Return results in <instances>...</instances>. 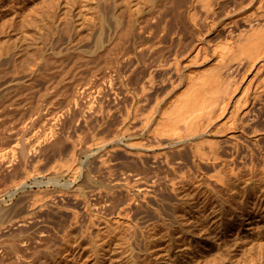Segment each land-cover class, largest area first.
I'll use <instances>...</instances> for the list:
<instances>
[{
    "label": "rangeland",
    "instance_id": "obj_1",
    "mask_svg": "<svg viewBox=\"0 0 264 264\" xmlns=\"http://www.w3.org/2000/svg\"><path fill=\"white\" fill-rule=\"evenodd\" d=\"M181 2L183 3L184 1ZM152 6H155L154 0H0V264H264V216L255 213L257 207H260L261 203L263 204V200L259 196H254L250 193L249 196L238 195L236 197L231 195V190L226 186L224 187L225 190L220 188L221 185L219 183H217L219 185L217 186L214 180V182L210 181L219 188L215 187L214 184H210V181L202 182L200 175L198 176L199 178H196L198 172L204 168L206 171L204 169L202 171L208 172V175H210L214 170L213 166L208 164L207 167L206 164V166L203 164L205 167L201 166L202 168H197L196 170L192 158H187L188 155L185 157L186 159L184 158L185 160L179 161L176 159L175 166L178 169H182L186 165V170H190V172L194 168L196 175L194 171L192 173L188 171V176L191 175V178L195 176L191 180L187 178L186 181L183 180L184 182L180 181L181 183H177V187L175 186L176 189H174L175 187L173 188L169 180L179 170L173 169L172 171L173 167L171 168V165L168 167V164L159 158L161 155L158 156L157 151H162L161 149H154V152H151L156 154L143 158L135 154L133 156V153L128 152V150L137 149L136 146L140 140L144 136L143 139H146L150 135L148 130H143L137 121L135 123L131 121L132 124L134 123V129L132 126V129L130 128L132 131L125 128L126 121H123L125 120L123 114L126 112V105L129 107L134 103L132 101L133 98L134 100L135 98L139 99L138 93L141 92L139 91L141 89L138 90L136 87L138 85H135L137 84L135 81L138 79L136 82L140 83L139 78L143 80L142 78L144 77L142 75L148 76V73H150L148 69H151V67L147 64V61L149 59L152 60L151 56L148 58V55L152 52L146 49L149 53L146 52V56L143 58L142 55L144 53H141V48L146 44V48H149L148 44L150 43L147 42L156 44L157 39L153 36L150 38L151 40L147 39L151 36L148 29H152V27H149L146 31L144 28V30L140 29V21L145 16L151 17ZM184 6L185 10H189V8H186L188 7L187 4ZM186 13L188 14V11ZM187 14L185 15L187 16ZM131 16H135L136 19ZM122 18H124L123 23L126 20L125 25H122L124 29L125 26H129L127 20L131 21V19H134L133 22L136 21V23H133L136 26L134 25L132 29L130 28V31L132 30L131 34L128 32L127 37L123 38V42H121L126 47L124 44L120 45L126 50L127 45H129L133 53L128 52L130 49L126 52L124 49L120 50L118 48L119 50H117L118 52L121 51V54H118L116 50L114 54H117L113 60L114 54L109 58L111 53L108 55L105 49L108 47L107 45L113 44L112 40H114L115 33L113 31H115V27H117ZM145 18L143 20L147 22L148 18ZM95 21L98 22L96 23ZM60 23H62L61 27L59 26ZM104 24H107V26L103 28ZM111 24H117L114 26V30H111L113 27ZM55 25H57L56 28ZM189 27L187 31H184V35L180 26V33L184 37L182 40L186 45L190 42V44H194V41H197V33L195 31L192 32L194 30L193 27ZM46 29L50 30L51 33L48 38L46 34L48 35L49 31L45 32L47 31ZM102 30L106 32L108 30L107 34ZM222 30L218 31V33H212L211 36L209 35L210 40L214 41H212L213 44L226 40L227 28L225 27ZM38 31H44L43 33L41 32L42 35L44 34L43 36L41 35L42 38L37 39L34 46L29 45L27 49L25 48L24 50L26 51L20 50V45L22 47L27 46L32 38H36L35 35L39 37L40 33L38 35ZM139 31L142 33L139 34ZM111 33L113 34V39L110 38L112 36ZM100 34L102 35L101 38L103 37L102 42L108 40L103 42L107 47L105 48L104 46L103 48L105 49L102 50L104 54H107H105L106 56H109L107 57L108 59L104 54L101 56V54L97 53L96 59H93L95 65L94 61L91 63L93 64L92 66L91 64L84 65L82 67L84 69L82 70L81 68L76 78H74L77 81L73 82L74 79L67 80L69 79L67 78L66 83L68 86L65 85L64 80L62 82L64 87H61L63 86L61 83L59 90H57L58 87L50 86V83H48L50 80L45 78V76H43L44 78L42 77L46 73L44 72L46 70L44 65L47 59L46 56L50 57L54 51L59 49L63 51L69 48L67 52L63 51L65 52L62 54L63 56L59 54V57L61 56L59 60L62 61H59L61 62L60 64L65 65L69 61L65 65L69 68L75 60V51L82 47L83 50L85 49L84 47H87L86 49L89 47L90 49L94 48L92 46H96L93 44H96L97 40L100 39ZM129 34L133 36L128 38ZM109 35L111 36L109 37ZM25 37L30 39L29 41L25 40L26 43L23 40ZM178 37L180 36H176L174 40L176 41L175 44L171 41L166 42L167 45L166 43L164 44L165 53L168 51L170 53V50H172L171 56L169 53L167 54L168 58L173 57L175 53L176 43H179ZM155 39L156 41H154ZM35 44H38L36 48L40 45V48H37L40 50L34 49L38 53L36 55L38 58L34 61L36 57L33 52ZM190 44L183 46L187 48L183 50L181 56L187 55L185 52L187 51L188 53L189 48H191ZM9 45L13 46L12 51H15V46H17V52H12V47ZM44 45L45 48H43ZM169 45L173 48L168 47L170 50H167L166 46ZM45 49L46 52H44ZM18 51L21 53H19L20 57L17 55ZM23 51L24 54H22ZM30 51L33 54H29L28 52ZM39 52L45 53V60L40 58L42 54ZM49 53L50 55H48ZM183 53L186 55H182ZM27 54L34 56L33 58L32 56H27L33 60L28 58H24L28 61L24 60L23 57H26ZM67 54H71L72 59L70 57L67 58ZM131 54L135 57H131ZM127 55L133 59L131 63ZM17 56L19 57L18 59ZM123 56L125 62L121 60ZM236 56L238 57V55ZM241 56H245V54ZM99 57L102 58V61ZM139 58L142 60H139ZM21 59L23 64L30 61L33 64L31 66L36 67L33 68L34 71L31 70L30 63L29 65L26 63L27 67H25L26 64L22 66ZM39 59L40 61L42 60L40 64L44 65L45 69L39 64L43 71L40 70L38 64H35ZM242 59L245 60L244 57ZM66 60L67 62L65 63ZM96 60L100 63H98L99 67L101 65V71L96 72L97 69H94L98 67ZM112 60L115 62L117 60V63H112ZM127 60L128 62H126ZM132 61L136 64H141L142 62L143 70L147 68L146 72L141 70V65L139 64L136 69H140H137V71L135 67H132L136 65H133ZM14 62L17 66L18 62H20L19 65L22 64V69H18L14 65L17 67L18 73L12 72L16 71L13 66ZM119 62L120 64H125L124 69H122L123 65L120 66L121 68L119 67ZM112 64H115V66L113 67ZM144 64L145 66H143ZM211 65H214L213 62L205 64L199 62L189 68L187 67L189 66L188 64L179 74L173 72L174 75L172 73L171 76H174L175 79H172L176 83L180 80L178 77L185 76L189 69H198L195 72L198 73L203 71V69L211 68L209 67ZM90 67L94 68L89 69ZM119 69H122L123 73ZM241 69L238 70L239 72L236 71V73L238 72L237 74L234 73L235 79H242V73L243 76L244 72L246 73L244 68ZM22 70L24 71L22 72ZM118 71L120 72L117 73ZM158 71L155 73L156 79L161 84L154 88L151 87L153 89H150L148 93L149 98L153 95L152 99L163 95L165 98L166 95L165 99L163 97H160L161 100L159 97V100L157 99L158 102L163 101V99L166 100L163 105L164 110L162 109L165 111L166 102L170 94L174 97L177 93L179 94L180 90L177 91L179 87H176L175 90L173 89L174 91H171V82L170 86L168 82L166 86L160 80V78L163 79L165 77L163 75L166 73L163 70H160V73ZM40 72L43 74L38 77ZM99 72H103V74L100 75ZM126 73L129 77H132V73H134L133 79L135 81L131 77L129 79ZM262 73L264 74V71L258 73L260 76L257 74V76H254L251 72L246 74L249 75V80L252 78L250 89L246 87L240 94L256 97L255 90L258 87L259 89H264L260 87L264 85ZM111 74L115 77L112 78ZM116 75L121 77V79L117 78ZM77 78L80 79L78 80ZM114 78H116V81H114ZM126 80H131L133 84L135 83L137 94L134 93L136 91L134 90V85L131 86V81L129 83ZM261 80L263 84H261ZM20 81L23 85L33 84L34 86L24 87ZM69 81H71V84ZM95 81H99L100 84ZM117 81L118 83H116ZM111 82H115L116 84L112 83V85L117 87H113ZM120 83L125 87H122ZM128 84L130 88L126 86ZM259 84L261 85L259 86ZM18 85H21V87ZM182 88L185 87H181V90H183ZM166 92L169 93V96ZM262 92V95L260 93L257 96L256 108L254 107L255 110H253L257 112V116L260 113L258 117L262 118L261 120L264 118V90ZM158 93L159 95H157ZM148 103L149 106L154 104L151 99H148ZM121 109L125 112L122 110L123 113H121ZM156 110H159L157 114H155ZM156 110L154 114L157 116L162 110L159 108ZM252 112L251 114L254 116L255 113ZM263 122L264 120L259 122L260 127H264L261 124ZM140 127L142 132L137 131L140 130ZM135 128L137 129L136 131H134ZM262 135L264 137V134ZM115 138L117 144L116 140H114ZM129 143L135 146L130 147ZM100 158L102 160L106 159L101 161ZM144 160L146 162L145 166L143 165L145 163ZM189 164H192V166ZM75 167L76 170H74ZM146 169L152 172L153 176H158L159 178L156 177L158 178L156 179L149 172L148 176L151 174V177L147 179L148 176L146 177L143 172L148 173ZM175 170L177 173L174 172ZM228 170L224 171V173L227 172L225 173L226 177L228 175V179H230L231 172L228 173ZM137 171L141 175L140 173L136 174ZM170 171L173 172V176ZM248 175V172H246V175H244L246 178H242L246 180L241 179V186H253L262 178L261 173H259L251 181L250 176L247 177ZM139 176L144 178V182L151 179V183L152 179H156L158 185H155H157V188L155 189L156 186H152L154 190L153 188H148L146 195L140 192V186L138 185L143 181L138 182ZM248 178L249 180H247ZM254 179L258 181L255 180V182ZM120 182L121 186L119 185V188L117 184ZM252 182L254 184H251ZM206 183L212 185V187H208ZM205 187L207 188L205 189ZM110 189H112V193H107L106 191H110ZM214 189L216 192L218 191L216 189L221 190L218 192L219 195L214 192ZM98 190L100 194L97 193ZM211 190L215 196L211 193ZM113 191L115 192L114 194ZM134 194L137 196L134 197ZM130 197L134 198L131 199ZM240 197L244 198L243 203L241 202L243 198ZM259 200H261V203H259ZM35 202L43 205L40 207L35 206ZM240 204L243 207L247 205L243 212V207ZM74 214L79 216L76 217ZM95 215L99 218L96 219ZM94 216L95 218H93ZM91 219L96 220V223ZM220 223L222 224L220 225Z\"/></svg>",
    "mask_w": 264,
    "mask_h": 264
},
{
    "label": "bare ground",
    "instance_id": "obj_2",
    "mask_svg": "<svg viewBox=\"0 0 264 264\" xmlns=\"http://www.w3.org/2000/svg\"><path fill=\"white\" fill-rule=\"evenodd\" d=\"M154 1H155V6L154 7L152 6L153 11L150 13L151 17L145 16L146 18H148L149 21L147 20V22H146L145 20H143L145 18L144 17L142 19V21H140L141 27L139 26L140 29L144 28L145 31L149 27H152V29L151 28L148 29L149 32L151 33V36L148 37V35H147V37H148L147 39H150L152 36L157 39V41H156V39L154 40V41H156V44L155 43L152 44L151 42H147V43H150V44H148L149 48H146L147 44L145 46L143 45L141 48L142 49L141 53H144L142 55L143 58L146 56V54H145L146 52L149 53L148 51H146V49L147 50L149 49L150 52H152L150 55H148L149 56L148 58H150V56H151L152 60L149 59L150 60L149 61L147 59L148 60L147 64L150 65V67H151V69H148V72L150 70V73H148L149 74L148 76L142 75L144 78H142L143 80H141V78H139L140 83L136 82L138 79L136 81L133 79L134 73H132L133 75H132V77L131 76L130 77L132 78L133 81H135V83H137V84H135V83L134 84L138 85V86H136L138 88V90L141 89V90H139V91H141V92H139L140 94L136 91L137 88L135 89V85L133 84V82L131 80H129V81H131V86L134 85L133 87H134V90L136 91L134 93H136V94L138 93L139 99L135 98V100H134V98L132 97L133 98L132 101H134V103L132 102L133 103L132 106L128 107L126 105V107H128V108L125 107L126 112L123 109H121V113L125 112V114H123L125 117V120H123V121H126V127L125 128L130 129L132 126V128L134 129L133 124L135 123V121H137L139 123V125L143 128V130L144 129L148 130L150 135L146 139H143L145 137L144 136L142 138V140H140L139 144H137V146H136L137 149H135V150L131 149V150H128V152L130 151L131 154L133 153V156L135 154V155L139 156L140 158H143L145 156L150 157V156H152L151 154H156V153L151 152V151L154 152V149H161L162 151H160V150L157 151V153H158L157 155L158 156L161 155L159 158L162 159V161L164 160V162L168 164V167H170L169 165H171V168L173 167L171 169L172 171H173V169H176V170L178 169V168H176L177 166H175L176 159L180 161V160L184 159L185 157H187V155H188L187 158H190V159L192 158V160L196 166L195 167L196 170H197V168L200 169L202 167H205L206 165L208 167V164H211L213 166L214 170L212 169V167H210L213 170L212 173L210 172L211 173L210 175H208V172L205 173L204 171H206V170L204 168H202L201 171L199 170L200 172H198L196 178L200 177V179L203 180L202 182H204V181L208 182L210 180L211 181L214 180L216 184L219 183V185H221L220 188L224 189L225 186L227 188H229V190H231L230 192H231L232 196H236V197H238V195L239 196L240 195L249 196L250 193L253 194L254 196L255 195L259 196V198H261V200H263V204L261 203V200H259L260 201L259 203H261V206L258 203V205L260 207H257L255 213H259L260 215L264 216V214H262V213H264V142H263L264 137L262 135V134H264V130H263L264 127L261 126L262 127L261 128L259 126V122L263 121L264 118H263V120H261L262 118L258 117L260 115V113H258V116H257L256 115L257 112L253 111V110H255L254 107L256 108V104H257V100H258L257 96L260 93L262 95V93H263L262 91L264 89H259V87L257 86L258 88L256 87L257 88L255 90L256 92L254 91L256 94V97H250L248 95L244 96L243 93L240 94L241 91H243V89H246V87H249L250 83L252 82L251 81L252 78L249 80V75H246V74L251 72L252 75L254 74V76H255L256 74L259 75L258 73L264 71V0H178V1H176V0H154ZM181 1H184L183 2L184 4ZM185 4L188 5V7H186V8H189V10L188 9L185 10L183 8V6ZM187 11H188V14L186 13ZM185 14H187V16ZM148 15H149V13H148ZM131 17L135 18V16H131ZM123 19L124 18H122V20L120 19L121 21L118 20L119 23H118V25L116 24L117 27H115L116 29H115V31H113V33L114 32L115 33H114V40H112L113 41L112 45L109 44V45H107L108 47L105 46L106 44H103V42H107L108 40L102 42L103 37L101 38L102 35L100 34V36H99L100 41L97 40V43L95 42L96 44H93V45H96V46H92L94 48L90 49V47H89L88 49H86L87 47H84L86 50L85 49L83 50L82 49L83 47H82L81 49H77V51H75L73 48V50L75 51V56H74L75 60H74L73 64L69 63V64H72L69 68H67V66H65L68 64L69 61L67 62V60H66L65 63L66 62L67 63L64 65V64H60L62 61L59 60V58L61 57V56L59 57V54L62 55L63 53L67 52V50H69V48L67 50L64 49L65 52H63L64 50L62 51V49L61 50L59 49L58 51H54V53L51 51V53H53V54L50 55V53H49L48 55H50V57L46 56L47 59L45 58V53H44V52H46V49L44 52H39L40 54H42L40 58L41 59L44 58V60L46 59L45 62L43 61L44 65L46 67V70L44 72H46V73L43 74L42 72H40L38 74V77L41 76V74H43L42 77L45 76V78L50 80V82H48V83H50V86L58 87L57 90H59V86L64 80H65L64 82L66 83L67 78H69L67 80L76 78L80 69L82 67H84V65L87 66V65H90L91 63H93L92 61H94L93 59L95 57H97V55H96L97 53H99V55L101 54V56L104 54L103 53L104 51H102V50L105 49L106 47L107 48L105 50L108 52V55H109V53H111V55H109L110 57L106 56L107 54L105 53L106 55L105 54L104 55L106 58L107 57L111 58L112 54H114V52H116V50L118 48H120V50L121 49L123 50L124 48H122L120 45H122L124 43L121 44V42H123L122 41L123 38L127 37L126 35L128 34V32L130 33L132 31V30L130 31V28L132 29L133 28L132 26L135 25L133 23H136V21L133 22L134 19H131V21L127 20V24L131 27L125 26V29H124L123 28L124 26H122V25L124 23H126V20H124L125 22L123 23ZM129 19H130V16H129ZM63 20H65V19H63ZM95 22L97 23L98 21H95ZM129 22H130V24H129ZM115 23H116V21H115ZM61 24L62 23H60V25H59L60 27L62 26ZM57 25H55V28L57 27ZM111 25H113V24H111ZM116 25L114 24L111 30H114L113 28ZM104 26H107V24H104L103 28H104ZM180 26H181V30L183 31L182 33H184L185 30L187 31L189 26L193 27L194 30L191 29L192 32L195 31L197 33V41L196 42L194 41V44H190L191 42L189 43L191 45V48H189L188 53H187V51L186 52L184 51L187 55L185 53L182 54V55H186V56H181V53L187 47H185V48L183 47L186 44L182 40L184 37L182 36L183 34L180 33ZM50 27H49V29H51ZM178 27H179V29H178ZM191 27H189V28H191ZM225 27L227 28V31H228V34L225 36L226 40H224V42H222L223 41L222 40L220 42H216L213 44L212 43L213 40L212 41L210 40L209 35L211 36V34L215 33V32L218 33V31H221ZM220 28H222V29H220ZM51 30L53 31V29H51ZM48 31H49V34L48 35L46 34L47 38L51 34L50 30H47L45 32H48ZM102 31H105V30H102ZM145 31H143V32H145ZM188 31H190V30H188ZM41 32L42 31L37 32V34L40 33V35L38 34L39 37L35 34H33V35H35L36 38L34 36H29V37H34V38L31 39V41L28 43L27 46L22 47V45H20L21 46V47L19 46L20 50H24L25 48L27 49L29 45L34 46V43H36L37 39H41L42 36L44 35V34L42 35ZM107 32H108V30H107ZM107 32L105 31L104 33L107 34ZM141 33L139 31V34H141ZM130 34L128 35V38L130 36H133ZM184 35H185V33H184ZM110 36L111 35H109V37ZM176 36H180V37H178L179 43H176L177 48H176V46H174V44L176 42V41H174L176 39ZM29 37H27V38H29ZM104 37L106 38V36H104ZM112 37H113V34L110 38H112ZM27 38L25 37L23 39L24 43H26L25 40L26 41L30 40ZM144 38H146V37H144ZM46 39H44V40H46ZM147 39H145V41H147ZM152 39H154V38H152ZM178 39H177V41H178ZM194 40H196V39H194ZM38 41H40V40H38ZM145 41H144V43H145ZM169 41L173 42L174 43L173 46L176 48V50L174 49L175 53L173 52L174 53L173 57H170L171 56L170 53L172 50H170L169 48L172 47L171 45L166 46V49L167 50L169 49L170 53H169V51L167 53H165L166 50L164 51V47H165L164 44L166 42H169ZM17 43H16V45H17ZM24 43H23V45H24ZM108 43H110V42H108ZM19 44H21V43L19 42ZM36 45L38 46V44H35V47L33 48V52L35 53L34 54L35 56L38 54L37 51L36 52L34 51V49L36 48ZM166 45H167V43H166ZM188 45H186V46H188ZM104 46H105V48H103ZM124 46H125V44H124ZM128 46L129 45H127V50L131 48L130 46L128 48ZM10 47H12L11 48V51H12L13 46H10ZM15 47L17 49V46H15ZM140 47H141V45H140ZM8 48H7V52H8ZM30 48L32 49V47H30ZM37 48H40V45ZM43 48H45V45L43 46ZM75 48H76V46H75ZM78 48H80V47H78ZM16 49H15V51H16ZM131 49L128 50V52L129 51L132 52ZM54 50H57V49H54ZM118 50H117V53L121 54V51L118 52ZM124 50L127 52L126 48ZM138 50H140V49H138ZM24 51H26V50H24ZM24 51L22 54H24ZM101 51H102V53H100ZM19 53H20V51H18V54L17 53L16 54L19 55V57H20L21 53L20 54ZM28 53L31 54L32 52L30 51ZM43 53H44V55H43ZM139 53H140V51H139ZM168 53L170 55L169 56L170 58H168V55H167ZM29 54H27L26 57H23V59L24 58L32 59L34 57L31 55L32 58H29V57H31ZM116 54H114V57H112L113 60L116 57L115 56ZM128 54H130V53H128ZM243 54H245V56H247V57L241 56ZM52 55H53V57H52ZM131 55H132L131 57H133V58L135 57V56H133V54H131ZM236 55H238L239 58ZM27 56H29V57H27ZM124 56H125V54H124ZM124 56L121 58V60L124 59ZM140 56H141V54H140ZM19 57L17 56V59ZM68 57L71 58V54L68 55L67 58ZM117 57H119V56L117 55ZM131 57L129 58V56H128V58L130 59V60L128 59L130 61V63H131V60H133ZM243 57L245 58V60L242 59ZM36 58H38V56L35 57L34 61L37 60ZM64 58H65V56H64ZM99 58H97V59H99ZM100 59L102 61V58H100ZM136 59L137 58H135V60ZM140 59L141 58H139V60ZM187 59H189V60L187 61ZM24 60H27V59H24ZM32 60H31V62L33 63ZM62 60H64V59H62ZM113 60H112V63H117V60H116V62ZM121 60H120V62H121ZM128 60L126 62H128ZM41 61L39 59L38 61H36V63L35 62L34 63L39 65ZM59 61H61V62H59ZM97 61L98 60H96V62ZM110 61H111V59H110ZM137 61H138V59H137ZM15 62H16V60H15ZM15 62L13 64V66L14 65L17 66V64H16L17 62L16 63ZM21 62H22V59H21ZM120 62H119V64H120ZM138 62L140 63V61H138ZM199 62L200 63L203 62L204 64L207 62H213L214 65H211V66H209L211 68H209V69L206 68L205 70L203 69V71L198 72V73H195V72H197L198 69H195V68L189 69V71H187L185 76L180 75L181 78L178 77V79H180V80L179 81L176 80L177 81L176 83L172 79V78H174V76L173 77L171 76V74L173 72H177V74H179V72H181V70H183V68L185 66H187L188 64H189V66H187V67L190 68L191 66L197 65ZM18 63L20 64V62H18ZM26 63L29 65L30 61H29V63L28 62H26ZM26 63L24 62V64H26ZM98 63L99 62H97V65H98ZM132 63H133V61H132ZM19 64L17 66L18 69H22L21 65L23 64V62L21 65H19ZM24 64L22 66H24ZM27 64L25 65V67H27ZM134 64H136V63H133V65ZM138 64H136L132 67H135V69H136V67H138L139 65H141L143 63L141 62V64H139V65ZM31 65H33V64L30 63L29 66L32 67L31 70L34 71L33 68L35 66L33 67ZM92 65L93 64H91V66ZM94 65H95V61H94ZM122 65L123 64H120L119 67ZM16 66H14L16 71L14 69H12V70H14L12 72L18 73ZM41 66H40V70H42V67H43V66L42 67ZM114 66H115V64L113 65V67ZM124 66H125V64L122 66V69H124L123 68ZM143 66H145V64ZM98 67H99V65H98ZM98 67L94 68L95 70L97 69L96 72L99 70L101 71V69H100L101 65L99 68ZM93 68L90 67L89 69H93ZM143 68L141 65V70H143ZM241 68H244L246 73L244 72V76L242 73V79H239V80H238V78L235 79L234 73H236V71L240 70ZM83 69L84 68H82V70ZM114 69H116V68H114ZM122 69H119V70H121V72H122ZM137 69H140V68H137ZM146 69H144L143 71L146 72ZM157 70H159V71L163 70L166 73L164 75L162 74L165 77L163 79L160 78V80L163 81L162 83L165 85L168 82L169 86H170V82H171V84H172L171 85L172 90L170 89L171 91H174L176 89V87H179L177 91L180 90L179 94L176 92L178 94V95L176 94L177 96L175 95L174 97H172L173 95L170 94L171 98L169 97V99H167V102H166L167 106L165 107V111H163L164 110L163 105L165 103L164 101H166V100H164L166 98V95H165V98H164V95L160 96L161 98L163 97L164 99H163V101L158 102V100L160 99L159 96H158L159 99L157 96H156V99L155 98L152 99L151 97L153 95L152 96L150 95L151 97L149 98V93H148L150 89L152 90L154 87H157L161 84V83L159 84L158 80L156 79L157 76L155 73ZM23 71L24 70H22V72ZM38 72H39V69H38ZM91 72H92V70H91ZM119 72L120 71H118L117 73H119ZM134 72L137 73L136 71H134ZM240 72H242V71H240ZM19 73H20V70H19ZM32 73H34V72H32ZM99 73H98V75H99ZM102 74H103V72L100 73V75H102ZM120 74H119V76H120ZM144 74L146 75V73H144ZM98 75H96V76H98ZM172 75H174V73ZM94 76H95V74H94ZM111 76H112V74H111ZM119 76L116 75L117 78ZM127 76L129 77L128 74H127ZM263 76H264V74H263ZM23 77H24V75H23ZM113 77H115V76H112V78ZM130 77H129V79H130ZM119 78L121 79V77H119ZM125 78H124V80H125ZM32 79H33V76H32ZM34 79H35V77H34ZM77 79L79 80L80 78H77ZM115 79L116 78H114V81H116ZM75 81H77V80L74 79L73 82H75ZM109 81H111V80H109ZM118 81H119V79H118ZM118 81L116 83H118ZM126 81L129 82L128 80H126ZM70 82L71 81H69V83ZM97 82H98V84H100L99 81H97ZM100 82H101V80H100ZM27 83H29V82L27 81ZM89 83H92V82H89ZM112 83H115V82H111V85H112ZM258 83H260V82L258 81ZM121 84L122 83H120V85ZM261 84H263V81ZM261 84H259V86ZM22 85H23V83H22ZM32 85L33 84H29V85L25 84L23 86L24 87H26V86L33 87L34 85L33 86ZM65 85L68 86L67 83ZM109 85H110V83H109ZM18 86L21 87V85H18ZM91 86H94V85H91ZM126 86L129 87L130 85L128 84ZM263 86L264 85H262L260 87L264 88ZM61 87H64V84ZM101 87H102V84H101ZM113 87H117V86H113ZM118 87H120V86L118 85ZM122 87H125V86H122ZM139 87H142V88H139ZM151 87H153V88H151ZM173 87H175V88H173ZM181 87H185V88H182L183 90H181ZM251 87H252V85H251ZM249 89H250V87H249ZM247 90H248V88H247ZM167 92H169V91H167ZM55 93H57V92H55ZM150 94H152V93L150 92ZM168 94L169 93H167V95ZM173 94H175V93H173ZM244 94H245V92H244ZM157 95H159V93ZM148 99L153 100V103L157 99L158 100L156 103L149 106L148 105L149 104ZM259 100H260V98H259ZM151 103H152V101H151ZM263 103H264V101H263ZM129 105H131V104H129ZM158 108L161 110L163 109V110L160 111L159 115L156 116L155 114H157V112H159V110L158 111L156 110ZM122 110H123V112H122ZM155 110H156V113H155ZM251 112L255 113V115L253 116L251 114ZM121 116H122V114H121ZM121 118H123V117H121ZM123 121H122V123H124ZM131 121L134 123L132 124ZM156 123H158V124H156ZM263 123H261V124L264 126ZM136 127H139V126H136ZM141 127L139 128L140 130H137L135 128L134 131L137 130L138 132L139 131L142 132ZM127 131H129V130H127ZM127 131H125V132H127ZM218 133H221V134H218ZM147 135H148V133H147ZM114 140H116V138ZM130 143H129L130 147L135 146V145L134 146L131 145ZM116 144H117V140H116ZM132 144H134V143H132ZM129 145H127V146H129ZM258 154L260 155V157ZM139 157H138V159H139ZM153 157H155V155H153ZM102 158H100L101 161H105L104 159H106V158H104L103 160H102ZM258 158H260V159H258ZM158 161H160V160L158 159ZM106 162H107V160H106ZM144 162H145V160H144ZM142 163H143V161H142ZM145 164H146V162L143 163L144 166H145ZM179 164H177V165H179ZM203 164L204 165L206 164V165L203 166ZM189 165L192 166V164H189ZM211 165H209V166H211ZM181 167H182V165H181ZM184 167L185 168L182 167V169H178L179 170V171L177 170L178 173L175 170L174 172H176L177 174H175L174 177H172L173 172L170 171L172 174V176H170V177H172V178H170L169 182L171 183L173 188L180 181H183V180L186 181L187 178H190L189 180H191L196 175V173H195L196 170L194 171V168L192 167L193 168L192 172L194 171L195 175L191 178L190 177L191 175L188 176L189 175L188 171L190 172V170H186V168H187L186 165ZM188 167H190V166H188ZM148 169H146V170L148 171ZM169 169H168V172H169ZM203 169H204V171H202ZM71 170H73V169H71ZM74 170H76V167L74 168ZM227 170H228V173L231 172V175H230L231 177L229 176L230 179H228V175L226 177L225 173H227V172L224 173V171H227ZM143 172L145 173V174L144 173L143 174L146 175V177H147L150 171H148V173H146L145 171H143ZM192 172H190V173H192ZM246 172H248L249 175L247 177L250 176L249 178L251 181L253 178L258 176L259 173H261V175H262V178L259 177V178H261V180H259V182H257L253 186L250 185V187L252 186L251 189H250L249 185L241 186V184H240L241 179L243 177H245L244 175H246ZM139 173H138V171L136 172V174H139ZM150 173L152 174V172H150ZM155 173H157V172H155ZM140 175H141V173H140ZM150 175L148 176L147 179H149V177L153 176L154 174H152L151 176ZM157 175H159V174H157ZM166 176L168 177V175H166ZM142 177H143V175H142ZM153 177H155V176H153ZM156 177H158V176H156ZM139 178H140L139 180L137 178L138 182H140L141 180L142 181L144 180V178H141V176H139ZM158 178H156V179H158ZM196 178H194V179H196ZM249 178L247 180H249ZM147 179H146V181H147ZM156 179L155 180L152 179L151 183H150L151 179L148 180L147 182L143 181L144 183L141 182L143 185L141 183H139V185H138V186H140L139 191L143 192L146 195V191L148 192V190H149L148 188L152 189L153 187L156 186L155 187V189H156L157 185H158ZM242 180H246V179H242ZM255 180L256 179H254V181ZM251 181H249V182H251ZM256 181H258V180H256ZM121 182L117 185L119 186L121 184ZM189 182H191V181H189ZM202 182H201V184H202ZM115 183H117V182H115ZM122 184H124V183H122ZM155 184H157V185H155ZM198 184H199V182H198ZM206 184L208 185V183H206ZM210 184H212V182ZM216 184H214V186ZM246 184H248V183H246ZM251 184H254V182H252ZM117 185H116V187H117ZM212 185H208V187H212ZM219 185L217 184V186H219ZM120 186H119V188H120ZM217 186H215V187H217ZM176 187L174 189H176ZM199 187H200V185H199ZM99 188H101V187H99ZM107 188H108V186H107ZM206 188L207 187H205V189ZM217 188H219V187H217ZM137 189H138V187H137ZM107 190H109V189H107ZM153 190H154V188H153ZM216 190H218V191L216 192L214 189L215 193H218L221 191L220 189H216ZM139 191H137V192H139ZM259 191H260V195H259ZM98 192H100V191L98 190L97 193ZM106 192L112 193V189H110V191H106ZM114 193L115 192L113 191V194ZM211 193H213V191ZM98 194H100V193H98ZM113 194H112V196H113ZM135 194H134V197L137 196ZM218 195H219V193H218ZM138 196H139V194H138ZM214 196H215V194H214ZM134 197H132V198L130 197V198L133 199ZM212 197H213V195H212ZM240 198H243V197H240ZM131 199H129V200H131ZM243 201H244V198L241 202L243 203ZM255 201H257V200H255ZM34 205L35 206L37 205L40 207L43 204L35 202ZM247 205L243 207L240 204V206L243 207V210L241 209L242 212L246 209L245 207H247ZM239 208H237V209H239ZM250 210H251V208H250ZM75 213H77V212H75ZM240 213H241V211H240ZM77 214H79V213H77ZM74 215L76 216V214H74ZM77 216H79V215H77ZM95 216H96V219L99 218L97 215H95ZM95 216L93 218H95ZM91 218H92V216H91ZM76 221H77V219H76ZM92 221H94V220H92ZM94 222L96 223V220ZM94 222H93V224H94ZM221 224L222 223H220V225ZM91 225H92V222H91Z\"/></svg>",
    "mask_w": 264,
    "mask_h": 264
}]
</instances>
